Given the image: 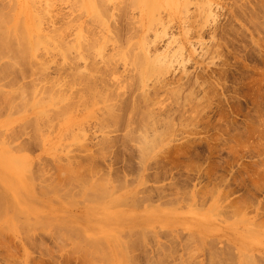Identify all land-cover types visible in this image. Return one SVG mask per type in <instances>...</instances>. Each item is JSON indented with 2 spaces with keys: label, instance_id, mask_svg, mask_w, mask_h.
I'll use <instances>...</instances> for the list:
<instances>
[{
  "label": "rangeland",
  "instance_id": "374dc122",
  "mask_svg": "<svg viewBox=\"0 0 264 264\" xmlns=\"http://www.w3.org/2000/svg\"><path fill=\"white\" fill-rule=\"evenodd\" d=\"M30 1L36 51L0 47V180L23 182L0 264H264V0Z\"/></svg>",
  "mask_w": 264,
  "mask_h": 264
},
{
  "label": "bare ground",
  "instance_id": "6f19581e",
  "mask_svg": "<svg viewBox=\"0 0 264 264\" xmlns=\"http://www.w3.org/2000/svg\"><path fill=\"white\" fill-rule=\"evenodd\" d=\"M33 1V0H32ZM77 1H79V0H77ZM105 1H107V0H103V2H102V4L103 3H105ZM31 1L30 0H24V3H25V5L24 4H21V6H20V8H21V11L22 12H24V14L25 15H23V16H25V17H21V19H20V17H16V18H14V19H16L15 21H19V20H21V21H23L24 19H26V20H30V23H29V25H28V27H27V29H25L24 30V32H21L20 30H16L17 29V27L15 26L16 25V22L14 21V25H12V20H10V21H12L9 25H8V23L7 22H9V20H7L3 15H0V17H2V19L0 18V23H3L2 25L3 26H5V27H3V29H2V25H1V28H0V30H3V33H2V36H0V47L2 46V47H4V49H5V47H8V43H9V37H12V35L14 34V36H17L18 37V35H19V37H21V35H22V38L24 37V40L25 41H23V42H25V46L23 45V42H22V45H23V48L22 47H19V46H17V48L19 49V48H21V49H23L22 51L23 52H21L20 50V52L19 53H25L26 51H36V50H33V49H36V44L38 45V43L40 42H38L37 41V38L39 37V35H37V34H35V32L34 33H32L35 29H36V25H35V22L37 21L36 20V18H34V17H37V16H35V15H33L29 10H27V8H28V5H29V3H30ZM95 2H97L96 0H95ZM134 2V1H133ZM80 3V2H79ZM81 4H82V6L85 8V10H88L91 14H92V16L93 15H95L97 12H98V10H96V7L98 8V3H95V4H97L96 5V7H95V5H94V0H81ZM136 4V3H135ZM32 5V4H31ZM34 5V4H33ZM47 5H48V3H47ZM138 5H140V7H141V9H143V11H144V15L147 13H151V11H154L156 8H158V6H159V2H158V0H138ZM1 6V5H0ZM5 6H7V5H5ZM49 6V5H48ZM9 7V6H8ZM32 7V6H31ZM82 7V8H83ZM10 8H12V7H10ZM10 8H8V12L10 11L9 9ZM32 8H34V7H32ZM46 8H48V7H46ZM35 9V8H34ZM34 9H32V11H35ZM11 10H13V9H11ZM157 10V9H156ZM159 10V9H158ZM27 11V12H26ZM42 13V12H41ZM89 13V14H90ZM99 14V13H98ZM98 14H96V15H98ZM5 15V14H4ZM19 15V14H18ZM18 15H16V16H18ZM21 15H22V13H21ZM151 15V14H150ZM89 16H91V15H89ZM91 16V17H92ZM4 17V18H3ZM10 17H12V16H10ZM9 17V18H10ZM95 17V16H94ZM94 17L92 18L93 20H94ZM146 17V16H145ZM39 18V17H38ZM4 19H6L5 20V22H4ZM13 19V20H14ZM3 20V21H2ZM26 20H24L23 22L25 23V21ZM97 21V20H96ZM95 21V22H96ZM101 20H99V22L97 21L96 23H101L100 22ZM103 21V20H102ZM108 22V21H107ZM6 23H7V28H6ZM24 23H22V24H24ZM37 23V22H36ZM103 24H105V23H102V25ZM13 27H16V29H14L15 30V32L14 31H12L13 29ZM102 27V26H101ZM5 28H6V31H8V33H9V31H12V32H10L9 34L11 35H9L6 31H5ZM12 29V30H11ZM2 32V31H1ZM17 32H18V34H17ZM15 33H16V35H15ZM6 34V35H5ZM21 34V35H20ZM9 35V36H8ZM27 35V36H26ZM40 38H41V36H40ZM11 39V38H10ZM21 39V38H20ZM32 39V40H31ZM22 40V39H21ZM11 42V41H10ZM95 43V42H94ZM93 43V44H94ZM96 44V43H95ZM15 46H16V44H15ZM11 47H12V45H11ZM7 49V48H6ZM9 49V48H8ZM10 49H12V48H10ZM1 50V49H0ZM9 51H11V50H9ZM2 52V51H1ZM5 53V52H4ZM8 53V52H7ZM18 53V54H19ZM27 53V52H26ZM13 54V53H12ZM16 54H17V52H16ZM20 55V54H19ZM23 55V54H22ZM27 55H30L29 53H27ZM3 56V55H2ZM7 56H8V54H7ZM13 56V55H12ZM21 56V55H20ZM24 57V56H23ZM27 57V56H26ZM18 58V57H17ZM21 58V57H20ZM28 58V57H27ZM22 60V59H21ZM137 60V59H136ZM141 60V59H140ZM20 61V60H19ZM138 61V60H137ZM23 62V61H22ZM21 62V63H22ZM139 62V61H138ZM143 62V60L142 61H140V64ZM13 63V62H12ZM25 63V62H24ZM7 64V63H6ZM15 64V63H14ZM143 64V63H142ZM8 65V64H7ZM16 65V64H15ZM19 65H17L16 67H18ZM15 67V66H14ZM13 68V67H12ZM19 68V67H18ZM5 69V68H4ZM11 69V68H10ZM141 69V68H140ZM148 69V68H147ZM80 72V71H79ZM77 73V72H76ZM84 74V73H83ZM79 76V75H78ZM77 76V77H78ZM80 77V76H79ZM78 77V78H79ZM84 77V76H83ZM82 77V78H83ZM81 79V78H80ZM54 80V79H53ZM72 80H73V77H72ZM77 80V79H76ZM61 81V80H60ZM51 82V81H50ZM51 87V86H50ZM57 87H59V86H57ZM56 87V88H57ZM18 88V87H17ZM81 88H83V87H81ZM22 89H23V87H22ZM30 89V88H29ZM18 90H20L19 88H18ZM18 90H17V92H18ZM25 90V89H24ZM24 90H22V91H24ZM56 90V89H55ZM54 90V91H55ZM80 90V89H79ZM82 90V89H81ZM50 91V90H49ZM57 91V90H56ZM55 91V92H56ZM78 91V90H77ZM6 92V91H5ZM17 92L16 91H14V92H12L11 91V94H13V96L12 95H10L12 98L14 97V95H16L17 94ZM25 92H27V90H25ZM28 92H30V91H28ZM15 93V94H14ZM24 93V92H23ZM63 93L64 92H62V96H63ZM83 93V92H82ZM95 93V92H94ZM10 94V93H9ZM53 94V93H52ZM52 94H51V96H52ZM96 94V93H95ZM3 95V94H2ZM5 96H3V97H6L8 94H4ZM19 95H22V93H20ZM27 94H24V96H26ZM61 98H62V100H63V98H65V97H67L66 96V93H64V96L62 97L61 96V94H58ZM9 96V97H10ZM17 96V95H16ZM15 96V97H16ZM24 96L22 97V96H19V97H21L22 98V104H24L23 105V107L25 106V103L23 102V98H24ZM28 96V95H27ZM50 96V97H51ZM104 96V95H103ZM109 96V95H108ZM47 97V96H46ZM54 97H55V95H54ZM54 97H52V98H54ZM107 97V96H106ZM61 98H60V100H58L59 99V97L58 98H56L57 100H58V102H60L61 101ZM6 99H8V98H6ZM11 99V98H10ZM15 99V98H14ZM16 99H17V97H16ZM24 99H26V97L24 98ZM27 99H28V101H30L29 100V98L27 97ZM31 99V98H30ZM55 99V100H56ZM69 99V98H68ZM80 99V98H79ZM42 99H36L35 101V103H42V101H41ZM46 100V99H45ZM48 100V99H47ZM55 100H53V103H56V101ZM66 100H67V98H66ZM8 101H9V99H8ZM19 101V100H18ZM17 101V102H18ZM27 101V100H26ZM34 101V100H33ZM38 101V102H37ZM55 101V102H54ZM68 101V100H67ZM10 102V101H9ZM44 103H46L45 101H43ZM48 102V101H47ZM94 102H96V101H94ZM26 103H28V102H26ZM61 103H63V102H61ZM59 104V103H58ZM18 105V104H17ZM20 105H21V103H20ZM27 105V104H26ZM60 105H62V104H60ZM37 106H39V105H37ZM58 106V105H57ZM63 106V105H62ZM109 106V105H108ZM13 107H17V106H13ZM54 107V106H53ZM61 107V106H60ZM111 107V106H110ZM18 108V107H17ZM25 108V107H24ZM27 108H30V106L29 107H27ZM57 108V107H56ZM59 108V107H58ZM49 111L50 110H52V108H47ZM46 109V110H47ZM60 109V108H59ZM111 109H113V108H111ZM110 109V110H111ZM18 110H19V108H18ZM16 111V112H19V111ZM21 110V109H20ZM36 111V110H35ZM45 111V110H44ZM44 111H42V109L41 108H37V112H36V115L37 116H40L39 114H42V112L44 113ZM53 111V110H52ZM56 111V110H55ZM59 111V110H58ZM46 112V111H45ZM54 112V111H53ZM106 112V111H105ZM110 112V111H109ZM115 112V111H114ZM108 113V112H107ZM111 113V112H110ZM44 115V114H43ZM110 115H112V113L110 114ZM114 115V114H113ZM39 120V119H38ZM25 121V120H24ZM12 123V121H11V119H6V120H4V122H3V124L5 125H8V124H11ZM147 139V138H146ZM145 140V139H144ZM144 140H143V142H144ZM148 141V140H147ZM147 141H145V143L147 142ZM148 143V142H147ZM2 145V144H1ZM15 162V164H17V162H19L18 160L16 161V159H14V158H12V157H9L8 155H6V153L2 150H0V162L1 163H7V164H9V162ZM20 164H22V160H21V163ZM14 180H16V183L15 184H13V181ZM12 182V185H10V184H8V182ZM21 181V179L18 177L17 179L15 178V177H11V178H9V177H7V178H3V179H1L0 180V184L3 186V188L6 190V191H9V190H12L13 188L14 189H16L17 191L16 192H18V193H20L21 195H22V192H21V190H22V188H23V182L21 183L20 182ZM12 188V189H10V188ZM24 196V195H23ZM28 199V198H27ZM8 204H9V202H10V196L8 197ZM11 205V204H10ZM4 207V206H3ZM1 205H0V224H2L3 225V227L5 226H11V229H13V226L11 225V221H10V223H9V220L10 219H8L10 216L8 215V213L6 212L7 210H13V209H7V210H5L4 211V209H1V208H3ZM12 207V206H11ZM14 208V207H13ZM6 209V208H5ZM14 210H16V209H14ZM17 212H20V211H18V209L16 210ZM16 212V214H19V213H17ZM12 213V212H11ZM8 215V217H7V215ZM15 217H14V216ZM13 215L11 214V220L13 219V217H14V220H15V218H16V215L13 213ZM18 216V215H17ZM13 223L15 224V221H13ZM2 225H0L1 226V228H0V230H2L3 231V229H7V227L5 228H3L2 227ZM15 226V225H14ZM19 228V227H18ZM11 229H8V230H11ZM17 229V228H16ZM14 230V229H13ZM87 236H89L90 234H95V238L93 237V239H94V245H95V247H101L102 245L100 244V243H98V240L100 241V239H102V235H101V233H100V231L98 232V233H96V232H94V230H93V228H87ZM103 238H105V237H103ZM102 241V240H101ZM78 248V247H77ZM89 250V249H88ZM105 249H102V251H104ZM96 251V250H95ZM97 252V251H96ZM105 255V254H104ZM102 256V255H101ZM107 257V256H106ZM105 256H104V258H106ZM106 261V260H105ZM107 262V261H106Z\"/></svg>",
  "mask_w": 264,
  "mask_h": 264
}]
</instances>
